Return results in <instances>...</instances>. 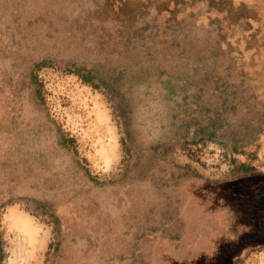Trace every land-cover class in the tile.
<instances>
[{"label":"water","instance_id":"obj_1","mask_svg":"<svg viewBox=\"0 0 264 264\" xmlns=\"http://www.w3.org/2000/svg\"><path fill=\"white\" fill-rule=\"evenodd\" d=\"M70 63L127 106L138 157L92 179L35 99ZM264 130V0H0V207L28 199L60 227L53 264H237L264 248V173L209 180L157 156Z\"/></svg>","mask_w":264,"mask_h":264},{"label":"rangeland","instance_id":"obj_2","mask_svg":"<svg viewBox=\"0 0 264 264\" xmlns=\"http://www.w3.org/2000/svg\"><path fill=\"white\" fill-rule=\"evenodd\" d=\"M37 67L35 99L61 130L63 146L97 182L124 178L137 160L138 149L121 97L105 81L76 65L50 61ZM198 139L167 143L163 153L213 181L264 173V130L241 147ZM59 244V223L49 208L28 199L0 207V264H53ZM238 264H264V248Z\"/></svg>","mask_w":264,"mask_h":264},{"label":"flooded vegetation","instance_id":"obj_3","mask_svg":"<svg viewBox=\"0 0 264 264\" xmlns=\"http://www.w3.org/2000/svg\"><path fill=\"white\" fill-rule=\"evenodd\" d=\"M198 140H200V141L208 140V141H213V142H215V143H217V144H219V145L228 146V147H229V146L234 147V146H232L231 144L224 143V142H219V141L214 140V139H204V138H199ZM164 146H166V145H165V144L158 145V146L154 149L155 154H156L157 156L161 157V158L167 159V160H169L170 162L174 163V162L171 161L167 156L164 155V153H163ZM174 164H176V163H174ZM176 165L180 166L179 164H176ZM181 167H185V166H181ZM186 168L191 169V170H193L194 172H196L194 169H192V168L189 167V166L186 167Z\"/></svg>","mask_w":264,"mask_h":264},{"label":"trees","instance_id":"obj_4","mask_svg":"<svg viewBox=\"0 0 264 264\" xmlns=\"http://www.w3.org/2000/svg\"><path fill=\"white\" fill-rule=\"evenodd\" d=\"M38 70V67H36L32 73V77H33V82H34V86H35V90H36V81L34 79V73ZM55 123V122H54ZM59 132L61 133V130L58 128ZM83 167V166H82ZM84 168V167H83ZM85 169V168H84ZM89 174V173H88ZM92 179H94L93 177H91ZM95 180V179H94ZM239 262H237L238 264Z\"/></svg>","mask_w":264,"mask_h":264}]
</instances>
